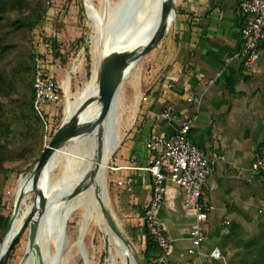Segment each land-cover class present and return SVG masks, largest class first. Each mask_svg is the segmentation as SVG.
<instances>
[{"label": "crops", "instance_id": "1", "mask_svg": "<svg viewBox=\"0 0 264 264\" xmlns=\"http://www.w3.org/2000/svg\"><path fill=\"white\" fill-rule=\"evenodd\" d=\"M178 5L180 14L171 34L153 51L154 77L141 91L129 94L130 121L124 123L109 167L112 198L120 204L124 226L142 241L143 257L147 234L143 207L152 193L147 141L152 134L172 133L180 120L191 119L189 138L210 162L207 180L194 194L208 211L203 222L206 236L197 254L190 255L195 211L184 205L178 186L169 179L158 215L167 231L178 235L171 264H206L214 246L222 252L215 264H264L260 211L264 171L253 168L264 140V46L254 70L246 71L239 56L243 22L239 0H178ZM149 93L157 99L145 108L142 96ZM191 93L200 100L189 102ZM162 110L180 120L166 121Z\"/></svg>", "mask_w": 264, "mask_h": 264}, {"label": "bare ground", "instance_id": "2", "mask_svg": "<svg viewBox=\"0 0 264 264\" xmlns=\"http://www.w3.org/2000/svg\"><path fill=\"white\" fill-rule=\"evenodd\" d=\"M163 0H103L96 3L94 0H86L87 16L94 24L93 40L96 45L94 49V63L91 75L82 78L76 77V90L72 88L70 80L65 83L66 100L65 112L74 110L90 90L91 86L102 79V64L100 52L103 45L109 44L115 38L133 37L148 40L157 32L161 18V4ZM138 73V62L134 60L128 65L127 75L123 82V91L120 102H122L125 83L134 74ZM117 102H119L117 100ZM120 106V112L122 108ZM101 97H97L89 106L87 119L94 122L98 119L102 109ZM137 112V110H136ZM135 112V115H136ZM117 103L108 114L107 118L90 132L73 136L54 155L48 168H46L42 183L47 185L49 203L46 207L43 221L33 228L34 239L29 240V253L23 264H62L66 263L67 253L57 251L60 236L63 228L57 214L59 211H67V222L72 214L78 212L81 207L85 211L79 215L77 227L70 237L66 229L67 241L62 247L79 248L84 257H90L91 247L85 243L87 230L94 219L102 222V227L107 233L108 248L103 264H133V255L124 246L122 238H119L107 224L102 215L97 200L106 198V169L111 154L121 141L122 112L117 117ZM124 122L130 121L127 113ZM100 138L105 140V149L98 160L95 144ZM88 145H84L85 142ZM110 167V166H109ZM62 169V170H61ZM31 175L23 176L16 188V195L27 191L31 183ZM25 195L17 215L15 216L12 228L15 229L31 213L34 202H28ZM114 223H121L112 212ZM72 238H76L72 240ZM124 244V245H123ZM60 254V255H59ZM62 254V255H61Z\"/></svg>", "mask_w": 264, "mask_h": 264}, {"label": "built area", "instance_id": "3", "mask_svg": "<svg viewBox=\"0 0 264 264\" xmlns=\"http://www.w3.org/2000/svg\"><path fill=\"white\" fill-rule=\"evenodd\" d=\"M239 7L243 15L240 30L242 48L239 56L243 68L252 71L260 59L264 46V0H239ZM48 46L52 54L50 44ZM53 60L47 53L45 57L38 55L34 81V105L44 123L48 139L51 138L61 119H58V110L54 108V105H58L61 101L62 93L57 76L50 66ZM200 97L194 93L187 95L189 102L199 101ZM156 99L155 93H149L142 98V104L148 108ZM160 116L169 122L180 120L177 114L168 110H162ZM191 122V119L180 120L172 133H154L147 141L151 157L146 168L152 178V193L143 207V218L147 234L155 240L160 249L154 264H171L172 243L178 239L177 234L167 231L158 215V210L165 199L169 179L178 186L184 205L195 211L188 238L190 245L187 251L190 255L197 254L206 236L203 222L208 217V211L202 202L194 199V194L205 184L210 172V162L205 151L189 138ZM253 168L264 171V140L261 154L253 164ZM260 211L264 212V206ZM207 256L206 264H215L216 259L222 256L221 249L214 246ZM175 264L182 263L177 261Z\"/></svg>", "mask_w": 264, "mask_h": 264}, {"label": "rangeland", "instance_id": "4", "mask_svg": "<svg viewBox=\"0 0 264 264\" xmlns=\"http://www.w3.org/2000/svg\"><path fill=\"white\" fill-rule=\"evenodd\" d=\"M96 3H102L103 0H94ZM47 11L46 18L40 22V24L33 30V50L38 55L45 57L46 53L49 54V58L53 61L50 63L51 69L55 76H57L58 84L61 86L62 98L61 101L54 105V108L58 110V115H64L65 112V100H66V90L65 83L70 80L72 88L76 90L75 78L82 77L85 78L91 75L93 70V57L94 49L96 45L93 40L94 36V24L92 20L84 15V12L80 6L79 0H48L47 1ZM87 5V2H86ZM57 37L60 41V48L64 52L66 57L65 63H56V58L52 52L49 51V44L51 40ZM82 38L81 42L79 39ZM108 45H103L101 47L100 60L106 56ZM160 46V45H159ZM158 46V47H159ZM157 47V48H158ZM156 49V48H155ZM154 49V50H155ZM146 54L138 63V73H134L127 83H125L124 94L122 98V125L121 131L124 126V117L128 113V105L130 99V93L136 89L141 91L147 84L146 81L151 80L154 77V67H153V51ZM59 62V60H57ZM144 96H142L143 98ZM140 115V113H139ZM49 139L46 134L44 135L42 147L48 144ZM84 145H88L86 141ZM99 141L95 144L98 148ZM116 150V149H115ZM114 152L111 154L108 161V165H111V158ZM34 156H28L25 160L7 162L6 165L10 170L1 177L4 180V186L0 187V196H2V205L0 207V219L8 220L12 213L13 204L16 196V188L23 176L30 174L31 166L34 164ZM34 166V165H33ZM109 166L106 169V198L102 201L107 205L109 212H113L116 218L121 223H116L119 234L125 243V246L130 250L133 256H137L140 264H144L141 249V240L135 235L130 234L126 226H124V218L122 217L120 204L113 201L112 195L115 194L114 185L110 179L111 169ZM62 170V169H61ZM20 172V173H19ZM28 202H34V195L30 194L28 196ZM78 212L75 211L74 214L69 218L67 222V232L71 237L73 231L77 227V221L79 215L85 211V207L79 208ZM108 224V223H107ZM5 234V232H4ZM3 234V236H4ZM2 236V237H3ZM29 229L25 230L18 238V243L9 259L7 264H23L22 259L27 250L28 243L30 240ZM76 238H72L75 240ZM85 243L89 244L91 249L90 257H84L79 248L75 245L71 249L68 246L64 247V252L67 253L65 264H103L105 257L107 255V233L102 227V222L99 219H94L90 227L87 230V236L84 239ZM104 256H101L102 251ZM63 254V253H62Z\"/></svg>", "mask_w": 264, "mask_h": 264}, {"label": "trees", "instance_id": "5", "mask_svg": "<svg viewBox=\"0 0 264 264\" xmlns=\"http://www.w3.org/2000/svg\"><path fill=\"white\" fill-rule=\"evenodd\" d=\"M47 1L0 0V187L4 186L1 177L10 170L7 162L25 160L30 155L34 156L35 164L45 149L42 147L45 126L34 105L37 54L33 50L32 32L46 18ZM60 44L57 37L50 42L58 64L67 60ZM7 228L8 220L0 219V242ZM17 243L18 240L7 262ZM159 253L155 240L146 234L144 264H154Z\"/></svg>", "mask_w": 264, "mask_h": 264}, {"label": "water", "instance_id": "6", "mask_svg": "<svg viewBox=\"0 0 264 264\" xmlns=\"http://www.w3.org/2000/svg\"><path fill=\"white\" fill-rule=\"evenodd\" d=\"M79 1L84 15L87 16L86 0ZM179 14L178 0H163L161 4L160 25L152 38L148 40L133 37L115 38L109 43L106 56L100 60L102 64V79L96 81L91 86L88 93L74 110L64 113L48 144L45 146V149L42 151L30 172L31 183L29 188L27 191L15 196L8 228L0 242V264H6L13 246L25 230L29 229L30 238L31 240L34 239L33 227L41 223L45 217L46 207L49 203V194L47 185L42 183V177L54 155L73 136L90 132L98 127L107 118L115 103H117V116L121 114L120 106L122 103L120 102V97L123 91V82L127 75L128 65L133 60L139 63L146 54L161 45L171 34ZM97 97H101L103 107L98 119L91 122L86 118L87 112L89 106ZM104 149L105 140L104 138H100L96 154L98 160L101 158ZM27 194L34 195V208L24 222L13 229V220L19 211L23 198ZM97 204L113 232L121 238L117 226L113 224V214L109 212L107 205L102 200H97ZM57 217L61 222L63 232L60 236L59 245L57 244L56 246L57 251L62 253V247L67 241V211L60 210ZM82 252L85 254V249ZM28 253L29 248H27L24 254L22 263ZM133 260V264H140L137 256H133ZM58 264H62V259H60Z\"/></svg>", "mask_w": 264, "mask_h": 264}]
</instances>
